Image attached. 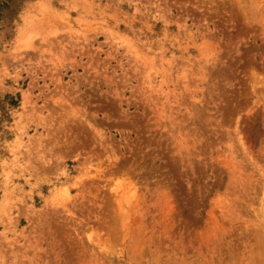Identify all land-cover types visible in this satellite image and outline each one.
<instances>
[{"label": "rangeland", "instance_id": "rangeland-1", "mask_svg": "<svg viewBox=\"0 0 264 264\" xmlns=\"http://www.w3.org/2000/svg\"><path fill=\"white\" fill-rule=\"evenodd\" d=\"M0 264H264V0H0Z\"/></svg>", "mask_w": 264, "mask_h": 264}]
</instances>
